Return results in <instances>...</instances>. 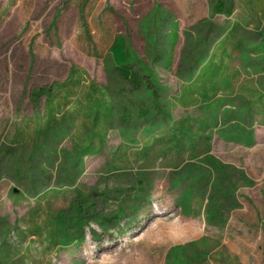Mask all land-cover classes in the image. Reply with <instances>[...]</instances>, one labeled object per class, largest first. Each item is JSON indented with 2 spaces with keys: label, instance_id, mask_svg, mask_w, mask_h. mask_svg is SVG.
Segmentation results:
<instances>
[{
  "label": "rangeland",
  "instance_id": "rangeland-1",
  "mask_svg": "<svg viewBox=\"0 0 264 264\" xmlns=\"http://www.w3.org/2000/svg\"><path fill=\"white\" fill-rule=\"evenodd\" d=\"M216 2L0 0V264H264V0Z\"/></svg>",
  "mask_w": 264,
  "mask_h": 264
},
{
  "label": "trees",
  "instance_id": "trees-1",
  "mask_svg": "<svg viewBox=\"0 0 264 264\" xmlns=\"http://www.w3.org/2000/svg\"><path fill=\"white\" fill-rule=\"evenodd\" d=\"M229 1L230 0H217L213 7V13L230 15L232 11L230 6L228 7L227 5ZM109 53L119 76L127 81L132 86L133 90L140 89L142 82L134 69V59L127 48L126 38L123 36L114 37L109 46Z\"/></svg>",
  "mask_w": 264,
  "mask_h": 264
}]
</instances>
